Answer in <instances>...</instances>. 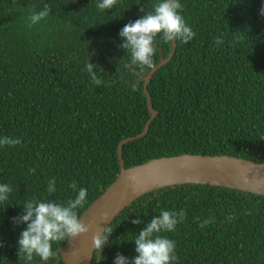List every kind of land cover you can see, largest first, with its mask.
I'll return each mask as SVG.
<instances>
[{"label": "trees", "instance_id": "1", "mask_svg": "<svg viewBox=\"0 0 264 264\" xmlns=\"http://www.w3.org/2000/svg\"><path fill=\"white\" fill-rule=\"evenodd\" d=\"M100 0H0V183L12 186L0 204V264H45L19 259L26 224H14L33 198L67 204L88 190L78 215L119 173L117 145L139 133L150 117L141 76L129 68L120 30L151 11L157 0H118L100 11ZM196 33L176 42L171 58L152 75L147 93L156 115L146 134L122 147L124 166L180 153L229 154L264 162V0H180ZM49 16L28 27L33 11ZM144 8V12L140 8ZM224 43L217 46L215 38ZM158 43L154 64L171 43ZM96 65L100 86L86 64ZM133 84L136 90L133 91ZM34 169V171H30ZM56 178L57 192L48 195ZM187 215L174 232L173 264H264V195L201 183L163 186L134 199L108 224L113 232L91 264L135 257L134 238L162 210ZM140 218V224L132 221ZM55 257L47 264H63ZM57 252V253H56Z\"/></svg>", "mask_w": 264, "mask_h": 264}, {"label": "clouds", "instance_id": "2", "mask_svg": "<svg viewBox=\"0 0 264 264\" xmlns=\"http://www.w3.org/2000/svg\"><path fill=\"white\" fill-rule=\"evenodd\" d=\"M117 3L118 0H100L96 7L104 11L112 9ZM182 8L180 0H157L151 11H147L145 15L123 26L119 32L123 40L120 47L131 50V57L127 62L129 68L153 66V56L158 43L157 37L164 43L176 41L184 44L189 43L195 37L196 33L181 14ZM50 11L51 8L47 4L44 5L43 10L33 11L27 18L28 27L46 19ZM140 11L144 12V8L141 7ZM260 14L264 15V6L261 7ZM214 43L220 46L224 40L222 37H217ZM95 69L96 65L90 61L86 64V70L90 74L92 83L100 86L103 79L100 74L97 75ZM135 90L136 85L133 84V91ZM21 143L19 137H0V146L14 147ZM69 187L78 194L67 204L58 203L56 200L33 198L23 203L22 214L12 218L14 224L27 225L17 241L19 259L30 262L34 256H38L40 261L47 264L55 257L53 242L66 241L89 231L91 222L84 223L77 212V209L82 207L87 200L88 190L84 187L78 188L75 180L70 183ZM12 191V186L0 183V204L9 199ZM46 191L48 195L57 192L56 178L48 181ZM108 215L107 212L101 214L104 220L108 219ZM186 215L183 209L178 212L162 210L159 215L152 217L133 239L137 255L130 259L118 253L114 258V264H173L178 259L176 241L161 233L174 232L176 226L184 222ZM141 222L140 218L132 221L133 224ZM113 230L105 226L102 231L95 233L92 236L93 250H98L100 253ZM72 255L77 256L78 253L73 250Z\"/></svg>", "mask_w": 264, "mask_h": 264}, {"label": "water", "instance_id": "3", "mask_svg": "<svg viewBox=\"0 0 264 264\" xmlns=\"http://www.w3.org/2000/svg\"><path fill=\"white\" fill-rule=\"evenodd\" d=\"M167 56L161 55L158 61L138 78L143 81L147 94L150 117L143 129L132 136L121 139L117 145L119 173L116 178L96 197L80 214L84 223H90L87 233L69 238L60 246V258L63 264H91L94 254L92 236L102 231L103 227L130 202L148 191L174 184L201 183L219 185L264 195V162L229 154L180 153L169 156L150 158L129 167L124 166L122 147L130 140L146 134L156 110L150 103L147 85L153 73L172 56L176 41ZM107 212L104 220L102 213ZM75 250L78 255L73 256ZM57 253V252H56Z\"/></svg>", "mask_w": 264, "mask_h": 264}]
</instances>
